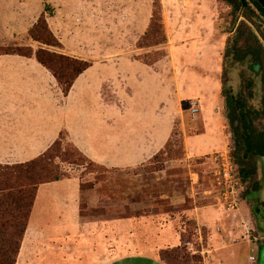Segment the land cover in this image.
I'll return each mask as SVG.
<instances>
[{
	"label": "rangeland",
	"instance_id": "obj_1",
	"mask_svg": "<svg viewBox=\"0 0 264 264\" xmlns=\"http://www.w3.org/2000/svg\"><path fill=\"white\" fill-rule=\"evenodd\" d=\"M116 1H118L116 10L112 14L119 18L124 9L119 7V0ZM152 1L154 4V0ZM166 2L167 0H162V5ZM45 10L48 14L53 12V8ZM104 10L102 12L106 16L105 19H108ZM60 16L65 19V23H68L66 29L70 38H66L64 42L74 48L75 55L80 56V59L96 61L94 63L96 67H93L90 72L93 75L92 73L101 69L99 68L101 63L98 61L108 57L98 56L96 52H93L91 37L93 27L90 16L82 9H79L77 13L65 12ZM53 24L56 25V22ZM230 27L233 29L232 24ZM154 38L160 41L162 33L156 32ZM211 39L209 43H206L208 44L206 51L207 47L209 50L205 57L202 55L205 46L199 44L198 51L194 47L197 43L192 41L189 47L192 61L178 62L183 101L180 105L182 119L180 117L175 123V131L180 136L175 137L174 143L184 140V147L175 146L172 149L173 160L165 165L147 163L142 168L124 171L103 169L90 161L83 160L77 154L72 157L73 159H66L64 162L57 160L66 177L79 180L82 192H80L79 182L74 179L65 180L57 185L40 187L16 264H128V255H137L140 251L154 252L159 247L165 248L163 246L166 244L169 246L174 244L179 235L178 229L180 234L185 231L189 237L192 234L188 249L190 253L200 255L203 264H264V221L260 223L256 215V210L263 211L264 214V158H254L245 162V166L253 169L254 175L244 184L242 200L245 202L237 211L228 213L224 207L217 204L215 194L212 196L205 194L214 190V170L220 160V154L228 152L233 159L236 147L233 129L237 125L233 122L232 128V123L227 117L224 98L222 100L224 121L227 125L226 135L219 123L217 114L219 98L216 92L221 85V45L220 37ZM139 40L133 34H127V39L109 41L110 49H115L116 56L113 60L111 57L108 76L114 80L117 88L123 81L120 74L124 72V67L127 66V71L134 74L143 75L138 81L136 95H132L135 98L131 100L132 107L135 112H152L157 107V99L160 101L163 98L166 103L167 98H171L168 96L170 93L165 88L161 93V84L155 81L154 74L147 73L145 65L134 61L147 60L149 57L145 54L149 52H156L152 53L153 58H156L162 54L159 51H163V48L155 47L138 51ZM34 48L38 49V44ZM80 48L83 52H80ZM50 50L65 54V49ZM170 63L169 59L162 63L165 65L164 74L166 75L171 74L166 67ZM189 69L194 70L196 74L191 75V71L189 74ZM235 84L238 86V81H235ZM112 90L111 87L104 88L105 93H111ZM89 92L92 90L87 89L86 93ZM104 95L107 96V94ZM173 98L176 99L175 94ZM195 98L204 99L205 110L203 109L200 114L193 117L189 110V103ZM246 98L249 99L247 100L249 106L260 109V98L250 100L248 95ZM125 99L116 103L115 127L117 129L127 127V98ZM100 101L94 99L89 105L92 107L91 110L86 108L88 107L86 104L79 102L80 108L82 105L85 106L84 113H88L83 121V125L87 124L88 128L91 124L96 127V118L98 116L103 118V114L108 113L102 108ZM71 109L74 110L73 107ZM84 109H80L78 113H82ZM207 114L213 118V121L209 122ZM99 124L101 126L100 121ZM255 124L260 129L264 128V120L260 117L255 120ZM185 136L191 154L208 153L209 156L190 159L187 155ZM213 150L222 151L211 155ZM176 188L183 191L190 190L195 194L200 210L198 215H193L195 218L198 217L201 228L197 225L194 230L191 221L194 219L185 213L178 212L179 210L175 207L167 206V202L155 203V206L169 213L178 223L166 224L167 231L163 232L165 234L161 230L164 225L160 215H143L147 216L146 220H143V217H137L140 219L138 222L134 220L127 222V203L133 201V198L136 199L135 195L138 192H141L142 198L146 199L145 201L150 205L155 202L153 200L160 199L163 194L168 195L173 190L176 191ZM91 192L96 193L98 203L97 200L94 203L97 204H89L90 198L87 195ZM80 197L83 211L79 209ZM205 205L212 206L203 207ZM188 206L189 204L185 205L184 209ZM106 209L110 215H107ZM168 221L165 222L168 223ZM127 224L130 225V230H127ZM6 231L0 228V248L7 242L3 238L4 233H8ZM251 258L258 261L253 262ZM115 259L117 260L114 261Z\"/></svg>",
	"mask_w": 264,
	"mask_h": 264
},
{
	"label": "crops",
	"instance_id": "obj_2",
	"mask_svg": "<svg viewBox=\"0 0 264 264\" xmlns=\"http://www.w3.org/2000/svg\"><path fill=\"white\" fill-rule=\"evenodd\" d=\"M117 2L116 0H0V46L14 44L34 48L37 43L33 42L29 37V30L42 15H45L52 32L62 42L65 54L67 53L69 56L80 59V56L75 55L74 48L64 42L70 36L67 34L68 31L66 29V24L68 23H65V19L60 14L65 12L77 13L79 9H82L85 14L90 16L92 23L93 52H96L98 56L108 57L98 61L101 63L99 65L101 69L92 73L93 75L90 72L93 67H96L94 64L96 61H91L92 66L76 80L69 95L65 96L53 74L41 65L35 57L1 55L0 164L15 165L34 160L50 149L59 137L64 134L67 142L73 144L90 161L101 167L122 171L142 168L165 148L172 135L176 121L180 117L182 119L180 105L183 99L181 97V78L178 62L180 60L184 63L192 61L193 58L189 50L190 45L193 43L192 41L197 43L194 47L198 51L200 50L199 44L205 46L202 54L205 57L206 52L209 50L207 47L206 51V45H208L206 43H209L212 37H220L222 59L220 80L222 79L224 48L226 40L232 31L230 17L221 14V7L217 0H167L165 5H162L167 44L161 46V48L166 52L165 58L153 64H145L137 60L134 62L145 65L146 72L153 73L155 81L160 82L161 93L165 88L170 93L168 96L171 98H167L166 103L163 98L160 101L157 99V107L152 112H135L131 101L135 100V98L132 95H136L138 81L141 80L143 75L140 76V74L127 71L126 66L124 67V72L120 74L123 81L116 88V83L108 76L110 74L109 63L116 56L115 49H110L111 44L109 41L121 38L127 39V34H133L137 39L144 36L151 21L153 1L119 0V7L124 9L123 14L119 18L112 14L116 10ZM47 8L51 10L53 8V12L48 14L45 10ZM103 9H105L104 13L108 19H105L106 16L102 12ZM55 22L56 25L53 24ZM34 49L36 50V48ZM80 52H83L82 48H80ZM166 59L171 61L170 65H166L171 72L170 75L164 74L165 65L162 63ZM130 61L133 62L131 59ZM190 71L192 72L191 75L193 74L194 76L196 74L194 70L190 69L189 74ZM204 75L206 76L205 71ZM96 77L99 78L95 79ZM105 87L113 88L112 92L105 93ZM87 89H91L92 92L87 94ZM115 89H120L121 91L118 92ZM221 89L222 80L216 92L219 98L217 114L222 130L226 135L227 125L224 121ZM104 94H107V96ZM174 94L176 99L173 98ZM125 98H127V127L117 129L115 127L116 103L120 100H126ZM94 99H97V101L101 100L102 108L106 109L108 113L107 115L104 113L103 118L99 116L96 118L97 125L94 124L96 127L91 124L88 128L87 124L83 125L84 118L88 116V113H84L85 106L80 104L82 105L80 108L79 102L86 104L88 106L86 108L91 110L92 107L89 105ZM201 99H191V101H199L200 113L203 109L205 110V101ZM164 105H166L165 108ZM72 107L74 110L71 109ZM80 109H84L83 112L81 110L82 113H78ZM207 119L209 122L213 121V118L208 114ZM208 120L206 121L208 122ZM213 129L217 130L216 127H213ZM185 144L187 155L190 159L195 160L209 156L208 153L191 154L186 136ZM220 151L222 150H213L210 154L214 155ZM217 167L218 164L215 170ZM71 179L79 182L76 178H64L58 182L45 185H57ZM79 185L80 192H82L80 182ZM95 195L96 193L94 192L87 195L90 198L89 204L93 205L96 200L98 203ZM135 197L136 199L133 198V201L127 203V222L131 220L138 222L140 219L137 217H143L142 219L146 220L147 216L143 215H160L159 217L163 218L162 225H164L161 228L162 233L166 232L167 225L172 222H178L173 217L171 218L169 213L158 209L155 203L167 202V206L175 207L177 208L176 210H179L178 212L192 217L198 227L201 228L198 217L195 218L193 215H198L200 207L197 206L195 194L190 190L183 191L176 188V191L173 190L168 195L163 194L160 199L153 200L155 202L150 205L145 201L146 199L142 198L141 192H138ZM244 202L245 200H242L239 207ZM97 203L95 202L94 204ZM187 204L189 206L184 209ZM208 206L212 205L203 207ZM106 210L107 215H110L108 209ZM155 210L158 211L155 213L153 212ZM165 221H168V223ZM127 230H130V225L128 224ZM178 234L176 242L170 246L166 244L163 246L165 248L159 247L154 252H148L149 254L145 251H140L137 255H128V264H166L160 258L159 252L162 249L179 246L181 243L179 229ZM257 261L255 260L254 262Z\"/></svg>",
	"mask_w": 264,
	"mask_h": 264
},
{
	"label": "trees",
	"instance_id": "obj_3",
	"mask_svg": "<svg viewBox=\"0 0 264 264\" xmlns=\"http://www.w3.org/2000/svg\"><path fill=\"white\" fill-rule=\"evenodd\" d=\"M217 1L221 7V14L231 18L233 27L223 53L221 97L225 100L226 113L232 128L233 122L237 124L233 129L236 147L232 157L240 172L238 175L245 184L254 175L253 169L245 166V162L254 158H264V128L260 129L255 124L259 117L264 120V9L256 0H247V7L243 6L241 0ZM156 32L162 33L160 41L154 38ZM29 37L39 44L38 49L24 45H4L0 46V56L35 57L53 74L63 94L68 96L76 80L92 66V63L50 50H63L64 46L52 32L45 15H42L29 30ZM165 44L167 34L162 4L161 0H154L148 30L140 38L137 49H154ZM159 52L162 54L156 58H153L156 52H149L145 54L149 58L141 61L145 64L160 61L165 58L166 52L164 50ZM235 81H238V86ZM247 95L250 100L260 98V109L249 106ZM177 136L180 134L174 127L165 148L149 163L165 165L173 160L172 149L175 146L184 147V140L174 143ZM65 138L64 134L61 135L50 149L34 160L15 165L0 164V228L8 232L3 236L7 242L0 248V264L17 263L39 188L69 178L57 160L64 162L66 159H73L72 157L77 154L83 160L90 161ZM191 221L193 229L196 230V221ZM191 236L189 237L186 231L181 233L180 245L160 250V258L166 264H203L202 257L190 253L188 249L192 241Z\"/></svg>",
	"mask_w": 264,
	"mask_h": 264
},
{
	"label": "built area",
	"instance_id": "obj_4",
	"mask_svg": "<svg viewBox=\"0 0 264 264\" xmlns=\"http://www.w3.org/2000/svg\"><path fill=\"white\" fill-rule=\"evenodd\" d=\"M189 110L193 117L200 113V104L197 100L189 103ZM218 167L214 171V190H210L205 194L212 196L218 205L224 207L228 213L238 210L242 202V194L244 192V184L238 175V167L230 156V153H221L219 156ZM251 261H255L251 258Z\"/></svg>",
	"mask_w": 264,
	"mask_h": 264
},
{
	"label": "water",
	"instance_id": "obj_5",
	"mask_svg": "<svg viewBox=\"0 0 264 264\" xmlns=\"http://www.w3.org/2000/svg\"><path fill=\"white\" fill-rule=\"evenodd\" d=\"M261 6L262 8L264 9V0H256ZM242 4L244 7H247V0H241ZM256 212L258 213L259 210H256Z\"/></svg>",
	"mask_w": 264,
	"mask_h": 264
},
{
	"label": "flooded vegetation",
	"instance_id": "obj_6",
	"mask_svg": "<svg viewBox=\"0 0 264 264\" xmlns=\"http://www.w3.org/2000/svg\"><path fill=\"white\" fill-rule=\"evenodd\" d=\"M256 215H257V219L260 223H261V221H264V217H263L264 214L262 212H258V213H256Z\"/></svg>",
	"mask_w": 264,
	"mask_h": 264
}]
</instances>
